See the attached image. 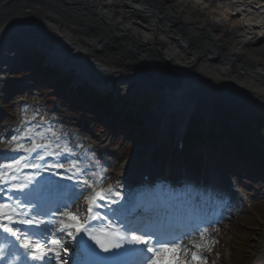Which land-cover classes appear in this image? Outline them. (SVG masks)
<instances>
[{
	"label": "bare ground",
	"instance_id": "bare-ground-1",
	"mask_svg": "<svg viewBox=\"0 0 264 264\" xmlns=\"http://www.w3.org/2000/svg\"><path fill=\"white\" fill-rule=\"evenodd\" d=\"M57 1L0 0V40L9 28L23 38L32 39V33L38 40H50L45 46L53 62L77 67L83 76L92 67L99 72L107 68L121 76L122 84L144 74L141 84L163 89L154 74L166 67L172 74L166 78L165 85L171 89H165V94H173L171 107L162 106L167 114L182 111L191 116L190 99L209 89L201 82L204 74L224 85L232 83V99L245 109L254 112L264 105V0ZM79 44L100 49L103 55L97 59ZM66 47L77 55L66 58L61 53ZM210 52L220 56L219 62L210 64L206 56ZM153 53L157 56L149 55ZM0 59L1 64L6 58L1 55ZM132 67L138 68L136 72H129ZM134 163L138 165L139 160L126 161L122 172L131 170ZM204 254L210 259V253ZM250 264H264V248Z\"/></svg>",
	"mask_w": 264,
	"mask_h": 264
},
{
	"label": "snow or ice",
	"instance_id": "snow-or-ice-1",
	"mask_svg": "<svg viewBox=\"0 0 264 264\" xmlns=\"http://www.w3.org/2000/svg\"><path fill=\"white\" fill-rule=\"evenodd\" d=\"M52 135L56 136V133L53 132ZM23 138L31 141V147L16 143L14 151H23L26 155L4 157L10 162L0 163V185H2L0 193L6 194L0 195V231L17 240L23 239L20 247L24 250V258H30L33 264H55V261L60 260L61 251L66 253L68 249L62 239L53 238L57 231L61 234L66 233L75 242V255L78 257L76 264H110L116 254L135 256V259L120 261L118 264H151L157 246L177 243L176 240L163 239L156 231H146L142 235L137 234L141 230L136 227H126L121 231L106 214L97 212L95 209L104 207L101 202L106 197L113 194L119 196V192L113 193L111 188L93 191L86 197L89 219L85 223L80 222L79 216L68 213V220L74 223H65L61 220L60 226L57 227V222L52 218L57 213L64 215L65 209L75 204L87 189L93 188V184L89 182L91 170L77 163L79 157L73 153L67 143L60 152L53 151L55 141L37 143V138L47 139L44 132L37 133L34 129H29L13 136L12 141ZM55 147L59 148L60 145L55 144ZM49 157L54 159L49 160ZM65 162L71 165V168L65 169L71 172L67 179L77 178V182L71 185L56 179L62 173L54 170L63 169ZM25 169L33 171L25 173ZM46 171L51 173L49 177L44 180L37 179ZM68 191L71 193L69 196L57 199ZM108 211L112 209L109 208ZM92 221L98 223L93 225ZM99 222H104L105 226L101 228ZM13 225H26L33 231H25ZM72 230H75V236L72 235ZM152 237L155 238L154 244L149 239ZM46 245H55L56 248ZM101 250L110 255H102ZM80 257L83 259H79ZM193 259L198 257L193 254Z\"/></svg>",
	"mask_w": 264,
	"mask_h": 264
},
{
	"label": "rangeland",
	"instance_id": "rangeland-1",
	"mask_svg": "<svg viewBox=\"0 0 264 264\" xmlns=\"http://www.w3.org/2000/svg\"><path fill=\"white\" fill-rule=\"evenodd\" d=\"M141 49L144 50V48L142 47L140 48V50ZM97 52L101 54L100 50H97ZM107 52H110L109 49L107 50ZM239 77L241 78V76ZM138 89L140 90V88L136 87L135 84H132L128 86H123V88H120V91L116 90L115 94L117 95L116 97L124 98L125 96H128L129 93H132L135 96H137L138 101H140L139 99L144 98V94L147 93V95L149 96L152 94L151 92H146V93H143L141 91L139 92ZM146 90L149 89L147 88ZM43 92L45 94H44V99L43 98L42 99L44 102H47L48 91L44 90ZM153 94L155 95V99L159 100L160 97L157 95V93H153ZM13 103L14 102L12 101L7 103L10 104L9 107L10 113H14V110H12ZM241 110L242 111L240 112H244L245 114L243 116H240V119H243V121H248L251 118V116L264 111V107L262 109H258V112H254V113L247 109L245 110L241 109ZM194 115H198L199 118L206 119L205 116H202L203 113L197 112ZM89 117L93 118L92 115H89ZM119 124L120 123H118L115 127L116 128L115 134L117 136L121 135V133H119V129H117ZM177 124L178 123H175L176 126ZM96 132L100 136V139H104L105 137H107V135H109L108 133H110V131L108 130L105 131V134L99 130H97ZM127 145L128 143L127 144L124 143V137L121 136V143H119V145H117L116 148H113V150H115L116 153H119V156L122 157V155L127 151ZM249 183L252 184L254 189L258 190L259 196L254 200L255 205H253L252 209L244 213L241 217L237 218L235 221L227 223V225H225L224 228L217 234L216 241H219V243L222 242L225 247H222L219 251L215 253V256L212 257L214 259V264H217L218 262H220L221 264H232L233 259L235 260L233 262L234 264H240V262H243V264H249L252 261L253 254L260 248V246L264 242V222H262L263 220L262 215L264 212V183H261L259 180ZM223 240H226V242H224ZM240 244H244L245 246V247L243 246L244 247L243 256L241 258L238 257V255H236V257L233 258L234 250L236 248L235 246H239ZM220 255L221 258L219 257ZM225 256L229 257V263L224 261Z\"/></svg>",
	"mask_w": 264,
	"mask_h": 264
},
{
	"label": "water",
	"instance_id": "water-1",
	"mask_svg": "<svg viewBox=\"0 0 264 264\" xmlns=\"http://www.w3.org/2000/svg\"><path fill=\"white\" fill-rule=\"evenodd\" d=\"M213 58H214V59H216V58H217V56H215V55H214V57H213Z\"/></svg>",
	"mask_w": 264,
	"mask_h": 264
}]
</instances>
